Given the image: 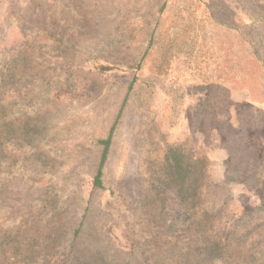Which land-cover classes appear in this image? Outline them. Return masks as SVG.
Segmentation results:
<instances>
[{
    "label": "rangeland",
    "instance_id": "1",
    "mask_svg": "<svg viewBox=\"0 0 264 264\" xmlns=\"http://www.w3.org/2000/svg\"><path fill=\"white\" fill-rule=\"evenodd\" d=\"M0 104V264H264V0H0Z\"/></svg>",
    "mask_w": 264,
    "mask_h": 264
},
{
    "label": "trees",
    "instance_id": "2",
    "mask_svg": "<svg viewBox=\"0 0 264 264\" xmlns=\"http://www.w3.org/2000/svg\"><path fill=\"white\" fill-rule=\"evenodd\" d=\"M152 40H153V36L151 37V39L149 41V45H151ZM146 54H147V50L143 54L141 60L146 56ZM133 82H134V80H133ZM133 82L129 86L128 92L132 89ZM127 96H128V94H127ZM127 96L125 97V99L123 101L122 107H121V109H120V111H119V113L117 115V118H116L114 124L112 125V127H111V129L109 131L108 136L106 138L101 139L99 141L100 144L103 146V150H102V154H101L98 170H97V173H96L95 178H94V184L96 186H98V187H104L103 175H104L105 162H106V159L108 158V155H109V150H110V146H111V143H112L113 134H114L116 125H117L118 120H119V118H120V116L122 114V110H123L124 106L127 103ZM4 109H5V105L0 104V113ZM7 126H8V123L6 122L5 118L2 115H0V157H2L3 154H4V146H5V143L7 141V137H6V135L8 133L6 131ZM263 205L264 204H262L261 206H263ZM228 246H229V243L223 244L220 241L216 242L215 246L213 248V250L216 253L215 254L213 253V255L216 256V257H225L226 254L229 252V247ZM246 260H250L249 262H253L251 264H262L261 262L257 263V259H254V257L253 258L252 257L251 258L250 257H246Z\"/></svg>",
    "mask_w": 264,
    "mask_h": 264
}]
</instances>
